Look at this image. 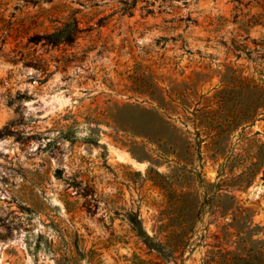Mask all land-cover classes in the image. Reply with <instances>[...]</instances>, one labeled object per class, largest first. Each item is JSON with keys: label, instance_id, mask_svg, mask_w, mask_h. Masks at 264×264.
I'll use <instances>...</instances> for the list:
<instances>
[{"label": "rangeland", "instance_id": "374dc122", "mask_svg": "<svg viewBox=\"0 0 264 264\" xmlns=\"http://www.w3.org/2000/svg\"><path fill=\"white\" fill-rule=\"evenodd\" d=\"M0 264H264V0H0Z\"/></svg>", "mask_w": 264, "mask_h": 264}, {"label": "bare ground", "instance_id": "6f19581e", "mask_svg": "<svg viewBox=\"0 0 264 264\" xmlns=\"http://www.w3.org/2000/svg\"><path fill=\"white\" fill-rule=\"evenodd\" d=\"M124 160H127V161H128V160H130V159H129L128 157H125Z\"/></svg>", "mask_w": 264, "mask_h": 264}]
</instances>
